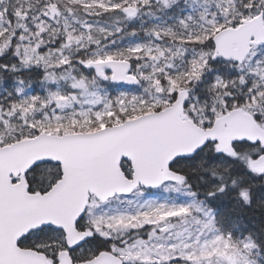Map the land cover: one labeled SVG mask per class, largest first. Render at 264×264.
Wrapping results in <instances>:
<instances>
[{
	"label": "snow or ice",
	"instance_id": "snow-or-ice-1",
	"mask_svg": "<svg viewBox=\"0 0 264 264\" xmlns=\"http://www.w3.org/2000/svg\"><path fill=\"white\" fill-rule=\"evenodd\" d=\"M0 264H264V0H0Z\"/></svg>",
	"mask_w": 264,
	"mask_h": 264
},
{
	"label": "trees",
	"instance_id": "trees-1",
	"mask_svg": "<svg viewBox=\"0 0 264 264\" xmlns=\"http://www.w3.org/2000/svg\"><path fill=\"white\" fill-rule=\"evenodd\" d=\"M144 20L146 21V26H147L148 23H151V21H149L147 17H145ZM104 22H108V23L115 24V25H117V24H120V25L127 24V21H125L123 19L118 20L115 17L105 18ZM130 27H131V25H130ZM140 39L146 40V39H148V37L141 35ZM130 42H138V41L136 40V38H130V37L125 36L120 43H121V46H124V45H126V44H128ZM30 78L33 79V80H37L38 79V77L36 75H32ZM5 83L6 84L9 83V81H5ZM52 87L54 88L55 85H53ZM133 88H134V86H118V85L107 86V90H108V92L111 95H117L118 92H120L121 90H132ZM29 91L34 93V94H36V93L44 94L42 92V90H41V88H40L38 83H33L31 88L29 89ZM3 94H6V93H3ZM159 192H160L159 189H150V190L145 192L144 196H145V198H147V197H150V196L159 195Z\"/></svg>",
	"mask_w": 264,
	"mask_h": 264
},
{
	"label": "rangeland",
	"instance_id": "rangeland-1",
	"mask_svg": "<svg viewBox=\"0 0 264 264\" xmlns=\"http://www.w3.org/2000/svg\"><path fill=\"white\" fill-rule=\"evenodd\" d=\"M103 23H105V24H107V25H110V26H115V24H111V23H108V22H104V21H103ZM136 23H137V25H138V24H139V21H137ZM122 91H130V90H121L120 92H122ZM120 92H118V94H119ZM118 94H117V95H118ZM159 190H160L159 195L150 196V197H147V198H145V196H144V199H163V198H165V197L168 196V195H173V194H170V193H166V192L164 191L163 188H161V189H159Z\"/></svg>",
	"mask_w": 264,
	"mask_h": 264
}]
</instances>
